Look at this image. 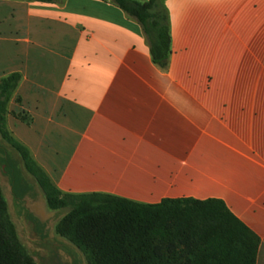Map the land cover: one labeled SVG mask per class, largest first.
Segmentation results:
<instances>
[{
	"label": "crops",
	"instance_id": "obj_1",
	"mask_svg": "<svg viewBox=\"0 0 264 264\" xmlns=\"http://www.w3.org/2000/svg\"><path fill=\"white\" fill-rule=\"evenodd\" d=\"M164 6L162 69L110 0H0V76L31 119L8 130L63 194L223 202L264 264V0Z\"/></svg>",
	"mask_w": 264,
	"mask_h": 264
},
{
	"label": "trees",
	"instance_id": "obj_2",
	"mask_svg": "<svg viewBox=\"0 0 264 264\" xmlns=\"http://www.w3.org/2000/svg\"><path fill=\"white\" fill-rule=\"evenodd\" d=\"M110 1L141 24L154 64L165 69L172 52L165 0H150L146 4ZM20 82L19 74L0 81V136L18 152L24 167L43 190L50 210H69L72 216H105L103 221L93 222L85 235L94 245L95 263L257 264L258 237L221 201H164L150 206L101 194L76 196L60 192L30 151L8 131L7 108ZM33 263L17 241L0 191V264Z\"/></svg>",
	"mask_w": 264,
	"mask_h": 264
},
{
	"label": "rangeland",
	"instance_id": "obj_3",
	"mask_svg": "<svg viewBox=\"0 0 264 264\" xmlns=\"http://www.w3.org/2000/svg\"><path fill=\"white\" fill-rule=\"evenodd\" d=\"M11 75L0 76V81ZM15 101L17 106L22 103L20 97ZM7 109L12 120L30 123L27 113L17 112V107L10 113V103ZM0 191L17 241L32 258L33 264H97L94 245L85 235L93 222H101L105 216L98 213L72 216L69 210H50L43 190L24 167L20 155L1 136Z\"/></svg>",
	"mask_w": 264,
	"mask_h": 264
}]
</instances>
